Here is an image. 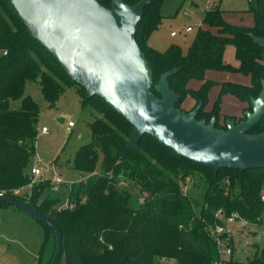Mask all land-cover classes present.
I'll return each instance as SVG.
<instances>
[{
    "label": "trees",
    "instance_id": "trees-1",
    "mask_svg": "<svg viewBox=\"0 0 264 264\" xmlns=\"http://www.w3.org/2000/svg\"><path fill=\"white\" fill-rule=\"evenodd\" d=\"M97 1L106 7L111 3ZM124 1L133 5L138 0ZM247 2L236 22L218 6L205 9L202 22L215 31L199 27L183 52L176 43L164 50L148 44L163 15L162 0H147L134 38L152 71L150 90L157 94L154 84L161 73L176 68L167 78L169 87L179 95L176 107L181 109L182 99L189 94L194 99L193 107L202 100L196 119L207 122L213 116L219 128H226V119H243L244 110L237 119L226 116L219 122V101L222 94H234L247 102L245 108L250 111V97L258 95L264 80V47L249 35L264 36V0ZM227 44L234 48L236 66L223 60ZM206 69L238 71L249 75L250 81H223L215 102L205 109L211 81L204 80L197 89L186 84L191 78H203ZM25 80L38 82L49 105L55 103L65 86L75 84L81 106L96 113L89 122L91 140L75 150L71 161V166L86 176L66 191L52 189L47 179L32 183L27 172L35 152L32 141L37 134L39 110L29 95H23ZM13 100H19V108H10ZM131 130L132 125L103 98L96 94L86 97L84 88L70 79L50 52L29 34L10 0H0V196L27 201L58 227L65 264H166L170 258L175 264H212L218 250L206 228L221 223L214 215L216 210L224 216L236 214L250 223L260 221L264 167H219L214 171L147 133L133 150L125 146ZM262 131L264 114L248 130ZM192 176H199L203 182L201 200L181 189L180 181ZM124 179L132 180L143 194L137 208L129 205L130 193L119 184ZM28 184V193L17 192ZM64 198L72 207L59 206ZM3 207L19 209L1 203ZM36 221L42 227L36 264H47L54 250L53 230ZM233 250L226 264H264V244L245 261L233 257Z\"/></svg>",
    "mask_w": 264,
    "mask_h": 264
},
{
    "label": "water",
    "instance_id": "water-1",
    "mask_svg": "<svg viewBox=\"0 0 264 264\" xmlns=\"http://www.w3.org/2000/svg\"><path fill=\"white\" fill-rule=\"evenodd\" d=\"M10 2L29 34L84 88L86 97L100 96L132 125L127 148L136 150L139 138L147 133L214 171L219 167H264V131L248 132L264 114V80L258 95L250 97L251 110H244V118L238 121L226 119V128L216 127L213 116L207 122L195 118L202 100L188 111L175 106L179 95L169 87L167 78L176 68L162 72L154 84L157 94L152 92V71L134 38L147 0L133 5L111 0L108 7L97 0ZM249 35L264 47V36ZM1 203L51 226L55 242L47 264H57L61 255L58 227L16 196H0Z\"/></svg>",
    "mask_w": 264,
    "mask_h": 264
},
{
    "label": "rangeland",
    "instance_id": "rangeland-1",
    "mask_svg": "<svg viewBox=\"0 0 264 264\" xmlns=\"http://www.w3.org/2000/svg\"><path fill=\"white\" fill-rule=\"evenodd\" d=\"M247 5V0H162L160 13L163 16L158 28L150 34L148 44L158 50H164L170 43H176L180 45L183 52H186L191 39L199 27L215 31L214 27L202 22L205 9L218 6L226 12L232 21L236 22L240 20L242 11ZM187 26L192 29L186 31L185 28ZM171 31L176 32V35L170 36L169 33ZM223 60L233 66L237 65L234 48L231 44L225 46ZM206 79H209L211 83L206 93L205 109H209L215 102L223 81L231 80L246 84L250 81L249 75L238 71L206 69L203 78H191L186 85L188 88L197 89ZM23 95H29L36 102L39 110L35 124L37 134L32 141L35 152L30 158L27 172L30 173V167L33 165L41 168V174L45 177L46 175L50 176L54 171L64 180L59 185L58 190L60 192L66 191V188L77 182L82 176L84 178L86 176L85 173L74 169L71 166V161L75 150L80 145L91 140L89 122L96 113L88 107L81 106V97L75 84L65 86L53 105H49L45 100L40 86L35 80L24 81ZM193 104L194 99L189 94H186L180 103V107L188 111L193 107ZM19 107V100L10 102V108L17 109ZM245 107H247V102L240 100L234 94H222L219 101V122H223L226 116H234L235 119L239 118L243 110H248ZM60 117L63 118V121L59 119ZM67 120H72L75 125L67 127ZM42 126L46 127V132L40 131ZM50 165H54V167ZM94 173H97V170ZM119 184L130 193L129 205L132 208L139 207L143 194L138 186L129 179L120 180ZM180 186L183 192L201 200L200 195L204 187L199 176L182 179ZM29 191V184L17 190L19 194L28 193ZM66 204H68V200L64 198L59 203V206H66ZM198 207V205H194L196 210H198ZM222 223L226 226L229 239H232L230 245L234 249L233 257L245 261L247 257L262 248L264 244V207L258 223H249L243 227H237V221L232 223L223 218ZM15 250L16 248L11 249V251ZM28 261L29 258L24 257L21 264H28ZM165 263L175 264V260L170 258L165 260ZM58 264H65L63 255L60 256Z\"/></svg>",
    "mask_w": 264,
    "mask_h": 264
},
{
    "label": "crops",
    "instance_id": "crops-1",
    "mask_svg": "<svg viewBox=\"0 0 264 264\" xmlns=\"http://www.w3.org/2000/svg\"><path fill=\"white\" fill-rule=\"evenodd\" d=\"M175 35L176 33L170 36ZM39 225L32 216L22 210L0 208V264H21L24 257L29 258L28 264H36L42 240V227ZM13 248H16L17 252L11 251Z\"/></svg>",
    "mask_w": 264,
    "mask_h": 264
},
{
    "label": "built area",
    "instance_id": "built-area-1",
    "mask_svg": "<svg viewBox=\"0 0 264 264\" xmlns=\"http://www.w3.org/2000/svg\"><path fill=\"white\" fill-rule=\"evenodd\" d=\"M192 28L190 26H187L185 28L186 31H190ZM176 32L171 31L170 35H174ZM5 53V51H3ZM74 124L72 120H67V127H71ZM46 127L42 126L40 128L41 132H46ZM53 169V168H50ZM30 174H31V182H36L40 180L49 179L52 184V189L57 190L59 185L64 181L63 178L56 172L53 171V173L50 176H42L41 174V168L38 166H31L30 167ZM45 177V178H44ZM66 206L72 207V204H66ZM215 217L221 219V223H216L214 226H208L206 228L207 234L213 239L216 248L218 250V258L215 259L212 264H226L231 252L232 248L229 241V236L227 235V229L226 226L222 223V218L225 219L228 222H234L237 221L238 225L237 227H243L250 222L236 214H230L227 216H224L222 211L220 209L216 210L214 213Z\"/></svg>",
    "mask_w": 264,
    "mask_h": 264
}]
</instances>
